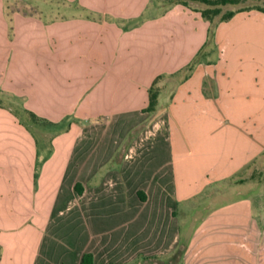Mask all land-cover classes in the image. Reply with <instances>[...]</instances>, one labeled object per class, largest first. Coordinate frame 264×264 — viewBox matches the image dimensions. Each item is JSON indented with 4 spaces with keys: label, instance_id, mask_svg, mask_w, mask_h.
I'll use <instances>...</instances> for the list:
<instances>
[{
    "label": "crops",
    "instance_id": "crops-1",
    "mask_svg": "<svg viewBox=\"0 0 264 264\" xmlns=\"http://www.w3.org/2000/svg\"><path fill=\"white\" fill-rule=\"evenodd\" d=\"M181 1L0 0V264H264V13Z\"/></svg>",
    "mask_w": 264,
    "mask_h": 264
},
{
    "label": "rangeland",
    "instance_id": "rangeland-1",
    "mask_svg": "<svg viewBox=\"0 0 264 264\" xmlns=\"http://www.w3.org/2000/svg\"><path fill=\"white\" fill-rule=\"evenodd\" d=\"M32 1H36V0H11V5L13 8H19L22 11H26L27 13H38V11H35V8H31L29 7V3ZM181 2H183L184 4H187L193 8H199V9H205L208 8V6L204 3H202L199 0L193 1V0H182ZM255 8H264V0H239V2L235 5H225V6H221V13L217 16V18H220L221 15L229 12L230 10H236V9H244V10H252ZM39 10V9H38ZM45 17H49L48 14L49 12H45ZM19 115L21 118H24V114L17 109V114ZM248 175L247 172L244 173V177L246 178V176ZM251 181L253 183H257L259 182L261 185H263L260 189V191L256 192V196L259 193L261 195V199L264 200V169L258 171V170H254L252 171L250 178ZM243 193V192H242ZM235 197H237L235 195ZM230 198H234V195L229 196L227 199H225L224 201H217V202H213V203H207L208 205V209H203L201 210V212L197 215V218L200 216H204L206 214H208L211 210H213L216 206H219L221 203L228 201V199ZM256 199H258L256 197ZM256 206L261 204L262 207V203H259L258 200L255 201L254 203ZM206 205L203 203V206ZM264 210V209H263ZM195 221V220H193ZM263 246V250L264 251V244Z\"/></svg>",
    "mask_w": 264,
    "mask_h": 264
},
{
    "label": "trees",
    "instance_id": "trees-1",
    "mask_svg": "<svg viewBox=\"0 0 264 264\" xmlns=\"http://www.w3.org/2000/svg\"><path fill=\"white\" fill-rule=\"evenodd\" d=\"M196 1V0H193ZM202 3L206 4L208 8L199 10L202 18L208 21H212L214 18H216L221 13V6L225 5H235L239 2V0H199ZM258 11H261L264 13V8H255ZM242 11H245L244 9H240ZM234 15V11H229L219 18V21H226L230 19ZM157 81V80H156ZM156 81L152 84V87L149 89V103L148 107L146 108V111H153L156 104H157V97H158V91L157 88H155ZM29 115L32 120L34 121H42L37 116H35L33 113L29 112Z\"/></svg>",
    "mask_w": 264,
    "mask_h": 264
},
{
    "label": "built area",
    "instance_id": "built-area-1",
    "mask_svg": "<svg viewBox=\"0 0 264 264\" xmlns=\"http://www.w3.org/2000/svg\"><path fill=\"white\" fill-rule=\"evenodd\" d=\"M130 156H131V153H128V154H125L124 158H125V159H129Z\"/></svg>",
    "mask_w": 264,
    "mask_h": 264
}]
</instances>
